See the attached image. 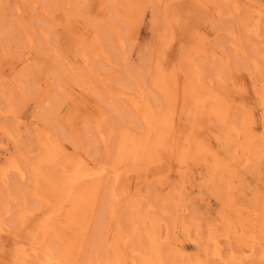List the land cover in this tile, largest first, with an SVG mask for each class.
Segmentation results:
<instances>
[{
    "label": "rangeland",
    "instance_id": "374dc122",
    "mask_svg": "<svg viewBox=\"0 0 264 264\" xmlns=\"http://www.w3.org/2000/svg\"><path fill=\"white\" fill-rule=\"evenodd\" d=\"M263 88L264 0H0V264H264Z\"/></svg>",
    "mask_w": 264,
    "mask_h": 264
},
{
    "label": "bare ground",
    "instance_id": "6f19581e",
    "mask_svg": "<svg viewBox=\"0 0 264 264\" xmlns=\"http://www.w3.org/2000/svg\"><path fill=\"white\" fill-rule=\"evenodd\" d=\"M257 26H253L249 31H254L255 33L257 32ZM258 33V32H257ZM100 39V38H99ZM100 41V40H99ZM102 41V40H101ZM95 44H96V41H95ZM97 44H98V41H97ZM101 44H99V46H100ZM98 45H97V47L95 48L96 49V51H97V53H100L98 50H100V48L101 47H99ZM87 52V51H86ZM106 52V51H105ZM102 53V52H101ZM82 54H84V53H82ZM102 55H104V54H102ZM106 55H107V53H106ZM105 55V56H106ZM84 56H85V54H84ZM84 56H83V58H84ZM108 56V55H107ZM103 58V57H102ZM107 58V57H106ZM88 59V58H87ZM106 61V60H105ZM88 63V62H87ZM86 66H88V64H85ZM89 69H90V67H89ZM101 77V76H100ZM263 91H264V88H263ZM43 92V91H42ZM41 95V94H40ZM260 100H261V105L262 106H264V99L262 98V96H261V98H260ZM132 103V102H131ZM134 107H135V105H134ZM137 107V106H136ZM139 110V109H138ZM236 133V132H235ZM128 136V135H127ZM122 137H123V135H122ZM126 139H125V141H127V137H125ZM122 142H124V139H122ZM133 142V141H132ZM124 143H122V145H123ZM129 143L127 142L126 143V146H125V144L123 145V146H125V148L127 147V145H128ZM134 144V143H133ZM129 147V146H128ZM127 147V148H128ZM114 148V147H113ZM126 148V149H127ZM120 150V149H119ZM118 153H119V151H118ZM119 154H121V153H119ZM245 220V219H244ZM119 221V220H118ZM111 222V221H110ZM74 224V223H73ZM158 225V224H157ZM67 227V226H66ZM69 227V226H68ZM107 227V226H106ZM249 227V226H248ZM248 229V228H247ZM136 231V230H135ZM109 232V231H108ZM187 232V231H186ZM252 232V231H251ZM63 233H64V236L67 238V239H69L70 241H72V243H74L75 241H76V239H73V237L76 235L77 237H79V232H71L70 230H65L64 229V231H63ZM77 233H78V235H77ZM181 233L183 234V233H185L184 232V229H183V227H182V230H181ZM157 234V233H156ZM181 234V235H182ZM186 234V233H185ZM184 234V235H185ZM220 234V233H219ZM252 234V233H251ZM159 235V234H158ZM187 235V234H186ZM222 235V234H221ZM183 236V235H182ZM227 236V238H230L229 237V235H226ZM166 237V236H165ZM185 237V236H184ZM75 238V237H74ZM212 238H214L216 241H217V238H216V235L213 233L212 234V232H211V234L209 235V239H212ZM226 238V237H225ZM242 239H243V237H241ZM246 238V237H245ZM50 239V238H49ZM105 240V239H104ZM240 242V241H239ZM193 243H195L196 244V242H193ZM242 242H240V244H241ZM106 244V243H105ZM154 244H155V242H154ZM197 245V244H196ZM105 246V245H104ZM107 246V245H106ZM194 246V245H193ZM198 246V245H197ZM110 249V248H109ZM199 249V248H198ZM249 251V250H248ZM71 253V252H70ZM252 255H254L252 252H250L249 251V253H248V257H251ZM114 262H115V260H114ZM197 262V261H196ZM198 262H200V263H202V261H200V260H198ZM150 264V263H149ZM196 264H199V263H196ZM204 264V263H203Z\"/></svg>",
    "mask_w": 264,
    "mask_h": 264
}]
</instances>
